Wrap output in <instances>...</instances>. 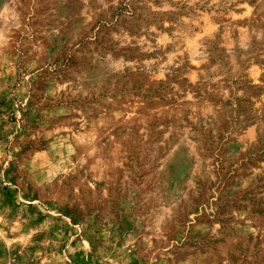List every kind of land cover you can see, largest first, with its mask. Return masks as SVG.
<instances>
[{
  "label": "rangeland",
  "instance_id": "obj_1",
  "mask_svg": "<svg viewBox=\"0 0 264 264\" xmlns=\"http://www.w3.org/2000/svg\"><path fill=\"white\" fill-rule=\"evenodd\" d=\"M0 264H264V0H0Z\"/></svg>",
  "mask_w": 264,
  "mask_h": 264
}]
</instances>
